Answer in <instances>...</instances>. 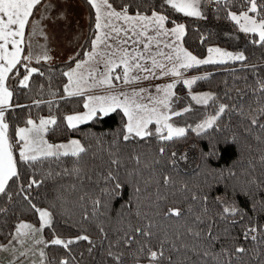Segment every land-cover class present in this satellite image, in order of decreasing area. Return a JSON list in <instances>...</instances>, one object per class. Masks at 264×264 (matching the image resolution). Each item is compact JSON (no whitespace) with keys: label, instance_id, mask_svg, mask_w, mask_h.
<instances>
[{"label":"trees","instance_id":"1","mask_svg":"<svg viewBox=\"0 0 264 264\" xmlns=\"http://www.w3.org/2000/svg\"><path fill=\"white\" fill-rule=\"evenodd\" d=\"M81 1L87 9L88 28L77 58L90 48V25L94 24V10L92 19H89V6L85 0ZM124 2L131 3L130 12L138 10L150 15L152 10H161V0ZM257 2L264 3V0ZM241 3L242 0H235L227 8L223 4L213 3L210 9L212 21L228 25L227 11L238 13L247 9L248 5L245 4L242 9ZM114 6L119 9L122 6L121 0H116ZM163 14L168 15L170 20L185 24L182 44L192 54L202 57L207 54L208 47L218 45L228 50H240L246 60L191 68L208 71L205 75L207 78L197 80L190 87L191 90H210L216 99L208 105L193 104L190 111L173 117L175 124L186 126L188 131L185 137L170 142L159 141L154 136L123 141L122 129L126 117L119 109L106 117L89 120L75 129H69L64 117L80 110L82 97L62 95L65 82L62 73L73 65L75 59L54 63L41 61L39 64L33 60L31 66L39 68L44 74H33L27 88L19 85V79L23 78L25 71L23 65L18 66L19 79H14L16 87L12 99L14 107L6 113L10 134L14 137L15 128L25 125L28 119L55 116L57 124L49 126L51 130L45 134L50 143L77 138L85 147L90 146V150L80 160L82 179L72 175H54L42 180L49 171L56 173L64 168H72L75 158L71 157L63 158L62 163L46 161L36 169L26 165L18 166L20 179L11 181L8 188L11 200L8 195L0 194V208L6 209V212L0 213V244L8 243L16 224L21 220L40 227L38 214L23 198L27 192L20 193L19 186L23 184L27 189L29 180H42L39 186L33 185L28 190L33 204L54 213L53 227H46L41 237L51 241L55 234L66 241L88 235L93 242L77 241L68 249L49 246L45 252L52 264H59L61 259L69 260L70 264H138L149 258L148 248L159 251L160 241L166 236L172 238L176 232H185L188 226L196 227L193 221L197 216L203 221L199 227L205 233L211 225L212 234L220 237L211 245L215 253H220L222 248L234 251L235 247L240 246L247 249L241 257L243 264H264V163H261L264 143L255 139L260 134L264 140V134L256 126L250 125L253 109L264 105V92H254L259 87L257 82L264 81V46L252 42L258 39L253 34L233 41L222 35L213 24L174 13L167 6ZM175 94L178 109L191 102L181 83L176 86ZM221 103L228 108L214 127L205 129L199 135L191 131L201 117L214 114ZM114 140L115 145L112 143ZM188 143L194 144L197 150L196 164L191 169L183 168L176 156L172 157L173 152L176 153ZM160 147L166 148L163 155L159 153ZM110 153L118 155L124 165L119 169V188L115 181L108 182L104 178L110 167L115 170V166L110 165V159L115 157L110 156ZM14 156L19 159L18 149L14 150ZM136 156L140 158L139 164L133 159ZM155 160L160 163L154 165ZM172 160H175L174 167ZM165 175L171 177L167 185L163 181ZM80 195L86 197L84 208L78 203ZM193 195L198 199L193 200ZM96 199L101 201L99 212L102 215L93 217L92 201ZM233 204L243 213V217L226 214V219H222L220 213L223 207ZM85 209L89 213L88 220L82 219ZM169 209H178L182 215L165 217ZM233 220L237 223L232 224ZM149 222L156 225L151 229L154 233L152 237L134 234L130 244L121 242L116 245L125 231L132 234L129 224L143 228ZM100 225H103L107 235L100 232ZM253 225L261 229L256 233L258 239L255 241L251 239L252 233L245 235V228ZM117 229L120 231L117 232ZM183 239L189 245L193 243L190 236ZM110 242L113 245L111 251L121 256L119 262L115 255H108ZM143 245L147 247L141 252ZM90 247L91 252L88 250ZM170 255L172 264H177L184 250L175 253L171 251L170 245H165L164 259H158L157 264H168ZM188 255L196 260L193 253L188 252ZM227 261V256L217 257L216 260L208 257L203 258L200 264H227ZM232 264H241V261L234 256Z\"/></svg>","mask_w":264,"mask_h":264},{"label":"snow or ice","instance_id":"2","mask_svg":"<svg viewBox=\"0 0 264 264\" xmlns=\"http://www.w3.org/2000/svg\"><path fill=\"white\" fill-rule=\"evenodd\" d=\"M67 2L68 0H57L56 4L52 2L44 3L39 18L32 19L34 10L43 3V0H0V194L8 195L9 200L12 198L11 193L8 191L10 182L14 179L17 181L20 179L19 165H26L29 168L36 169L38 165H43L46 161L62 163L63 158L71 157L75 158L72 168H64L61 172L56 173L49 171L42 180L52 178L54 175H72L78 179L83 178L80 160L90 150V146L85 147L76 139L69 140L67 143H50L45 138V134L51 130L49 126L57 124L55 116H50L47 119L41 117L39 124L32 119H28L26 126L15 128L14 137L10 134V124L6 120V113L14 107L12 99L16 87L14 79H19L18 66L23 65L24 67L25 75H23L22 79H19V85L25 88L29 87V81L33 74L41 76L44 74L39 68L31 66L33 60L37 64L42 60H51L46 44L36 42V37H44L45 41H47L42 21L52 19L48 13L57 4H67ZM85 3L90 9L89 19H92V10H94V24L90 25L89 34L90 50L83 51L84 58L82 60L77 58L79 54L76 57H69L70 60L75 59L76 63L75 67H70L62 73L67 78V83L63 86L66 96L80 95L89 88L115 87L114 79L120 81L123 78L125 84L141 79L147 80L150 76H155V69H160L161 75L180 77L182 74L181 70H188L201 65L223 64L228 60H246L243 52L226 51L219 47H208L207 56L203 59L198 58L180 43L185 36V24L170 20L168 15L163 14V10L167 6L172 12L182 13L186 17L204 18L202 8L206 3L223 4L227 8L233 5L235 0H161L159 4L161 10H152L151 15L138 10L130 12L132 5L124 2V0H121L122 6L119 9L114 6L116 0H85ZM245 4L248 5L246 10H241L238 13L231 10L227 11V18L235 22L239 31L245 34L258 35V39L252 42L264 46V3L258 4L257 0H242V9ZM250 13L254 15H250ZM55 19H66V12L60 11ZM166 23H171L173 26L168 28ZM164 41H167L164 46L170 48L171 52L165 53L159 50L154 53L151 45L155 43L159 46ZM25 50H27L26 54ZM157 56H160L162 60H158ZM145 60H150V66L143 63ZM163 61L171 63L172 66L167 67ZM86 65L87 68L85 69ZM101 65H103V70L100 68ZM119 66H123L122 77L113 75L114 70ZM14 73L16 74L15 77L13 76ZM205 78L207 77H192L191 79L183 80L182 83L190 88L197 80ZM176 83L177 81L174 80L166 85H157V93H163V95L147 97L149 103H143L142 101L145 97L141 95L147 89L138 91L134 89L131 92H111L105 95H89L87 96V102L84 104V108L87 111L67 115L64 120L67 121L69 129H75L85 121L106 117L119 109L127 118V122L122 129L123 141L127 142L134 137L146 139L153 136L163 142L179 140L185 137L188 129L176 127L172 121L173 117H178L182 114L172 110L173 97L175 95L172 89L175 88ZM257 83L259 87L254 89V92H264V81H258ZM50 94L55 95V93ZM215 99L209 93L191 95V100L195 101L197 105H208L210 101ZM15 107H21V105H15ZM227 108V105L219 104L218 110L214 115H207L195 128H191V131L199 135L205 129L214 127ZM190 110V107H186L183 112L186 113ZM253 112L254 115L250 116V125L256 126L259 132L264 134V122H262L264 121V105L253 109ZM153 122L156 125L154 132L149 130V125ZM255 139L264 143L260 134ZM112 143L115 145L116 141L114 140ZM15 149L19 150L18 160L14 156ZM165 151V147L159 148L161 155ZM110 156L115 157L110 159V165L115 166V170L110 167L104 178L108 182L115 181L116 187L119 188V169L124 165L118 155L110 153ZM175 156L176 153L173 152L172 157ZM184 158L181 156V159ZM133 159H135L137 164L140 163L138 156L133 157ZM159 163V160L153 161L154 165ZM261 163H264V155L261 156ZM172 166H175V160H172ZM170 179V176L165 175L163 177L164 184L167 185ZM42 180H29L27 189L23 184L19 186L20 193L27 192L23 198L28 201L31 209L38 214L40 227H34L33 224L23 221L16 224L8 243L0 244V251H12L14 259L10 261V264H15L17 259L15 257L17 249L13 246L14 242L22 246L29 245L26 251L19 253V256L27 257L28 253L31 252L33 255L31 264H52L45 252V249L49 246H63L68 249L70 245L77 241L93 243L88 235H80L74 239L69 238L66 241L55 234L51 241H46L41 237L40 234L46 227H53L54 213L47 208L37 207L33 204L30 199L31 193L28 190L33 185L39 186ZM72 188H75V184L72 185ZM85 199V195L78 197V203L81 208H84L83 201ZM192 199L196 200L198 197L193 195ZM92 205L91 216L102 215L99 212L100 207H102L101 201L99 199L93 200ZM53 207H55L54 204ZM204 211L207 212V209L205 208ZM4 212H6V209L0 208V213ZM226 214L243 217V213L234 204L223 207V211L220 213L221 218L226 219ZM181 215L182 213L178 209H169L165 213V217H179ZM82 219H89V213L86 209L83 212ZM201 223L203 221L197 216L195 221H193L196 227L188 226L185 232H176L172 238L166 236L160 241L159 251H153L148 248L150 264H157L158 259H164L165 245H170L171 251L175 253H180L184 250V255L177 264H200L203 258L211 257L216 260L217 257L222 258L224 256L228 257L227 264H232L234 256L240 259L241 264H243L241 257L242 254L247 252L246 248L237 246L234 251L222 248L220 253H215L211 245L220 237L212 234L211 225H209L205 233V230L199 227ZM231 223L236 224L237 221L233 220ZM155 226L153 222H149L143 228L133 227L129 224L128 227L132 230V234L125 231L124 236L116 241V245L118 246L121 242L130 244L134 239V234L150 238L154 235L151 229ZM99 230L107 235L103 225L99 226ZM260 230L253 225L245 228V235L249 232L252 233L251 239L255 241L258 239L256 233ZM119 231L117 229V232ZM185 236L192 237L193 243L191 245L184 241L183 238ZM29 242L31 243L29 244ZM112 246L110 242L108 255H115L116 261L119 262L121 256L111 251ZM146 247L147 245H143L140 251L143 252ZM88 250L91 252L92 248L90 247ZM188 252L193 253L196 256V260H193L192 256L188 255ZM37 253L38 259L35 258ZM20 264H24V261H20ZM59 264H70V262L67 259H61ZM168 264H172L171 255L168 257Z\"/></svg>","mask_w":264,"mask_h":264},{"label":"rangeland","instance_id":"3","mask_svg":"<svg viewBox=\"0 0 264 264\" xmlns=\"http://www.w3.org/2000/svg\"><path fill=\"white\" fill-rule=\"evenodd\" d=\"M47 1L48 0H43L44 3H47ZM212 4L213 3H206L205 6L202 8V13H203L204 18H197V17H195V18H197L200 21L213 24L214 27L222 35L230 38L233 41H237L241 37L248 35V34H245L241 31H239V28L235 24L234 21L229 20L228 25H224V24L218 23V22L214 23L212 21V17H211V13H210V9H211ZM41 9H40V11H41ZM62 10L66 12V19H55V17L58 16L60 11H62ZM86 11H87V9L81 0H68L67 4H57V6L55 8H53L48 13V15L50 17H52V19L42 21V26H44V30H45V33L47 35V41H45L44 37H39V42L41 44H46V47L49 49V55L51 56V60L48 62L54 63V62H59V61H66V60H69V57L77 56L78 52L82 48V45H83V42L85 39V35L87 32V28H88V26H87L88 15H87ZM39 14L34 16L35 19L39 18ZM250 15H254V14L250 13ZM172 26L173 25H171V26L166 25V27H168V28H171ZM150 32H151V30H150ZM256 36H258V35H256ZM36 42H38V37H36ZM166 42L167 41L162 42L159 46H157L155 43H153L151 45L152 51L154 53L159 51V50H162L165 53L171 52L170 48H167L164 46V44ZM180 43L182 44V40L180 41ZM182 46H183V44H182ZM210 47H219V46L218 45H211ZM141 48H142V46H141ZM219 48H221V47H219ZM221 49H224V48H221ZM88 50H90V48ZM224 50L232 51V52H238V51L241 52L240 50H228V49H224ZM206 56H207V54L202 56V57H199V56H197V57L200 59H203ZM83 58L84 57L82 55L78 59L82 60ZM157 59L162 60V58L160 56H157ZM42 61H44V60H42ZM228 61H233V60H228ZM163 62L166 64L167 67L172 66L171 63H169L167 61H163ZM75 63H76V60L71 67H75ZM143 63L150 66L151 62H150V60H145V61H143ZM86 68H87V65L85 66V69ZM100 68H101V70H103V65H101ZM67 70H65V71H67ZM154 71H155V76L154 77L150 76V78L147 80L141 79V80L135 81L133 83L125 84L123 82V78H121L120 81H116L114 79L113 83H114L115 87H112V88L97 87V88L86 89L85 92L81 93L80 95H75V96H81L82 97L80 110L73 111L72 113L66 114L65 116L72 115V114H75L78 112L82 113V112L87 111L84 108V104L87 102V96H89V95H105V94H108L111 92H131L134 89L137 91L140 89H147L146 92L141 93V95L145 97V99L142 102L143 103H149V100L147 99V97L157 96V95L162 96L163 95V93H157V90H156L157 85H161V86L166 85L168 83L173 82L174 80L177 81L176 86L179 83L184 85L182 83L183 80L191 79L192 77H197V76H205L208 73V71H206V70L188 69V70H181L182 71L181 76L176 77L173 75H161L160 69H155ZM122 74H123V66L117 67L113 73L114 76L120 75L121 77H122ZM65 83H67L66 77H65L64 84ZM176 86H175V88H176ZM184 86L187 90V93H188L190 100H191V95L204 94V93L212 94V92L210 90H207V89L206 90L205 89L204 90H191V88H189L188 86H186V85H184ZM175 88L172 89L174 94H175ZM62 95L66 96V94L64 93V90H63ZM175 95L173 97L172 110H175L178 112H183L184 108H186V107L191 108L193 104H196L195 101L191 100V102L187 106H185L184 108L178 109L176 106L177 102H175ZM214 114H211V115H214ZM41 117L47 119L50 116H41ZM41 117L34 118V119L32 118V120H34L35 123L39 124V119ZM205 117H201L200 120L193 126V128H195V126L197 124H199ZM126 122H127V118H126ZM24 126H26V124L19 126V127H24ZM174 126L186 128V126H184V125H178L175 123H174ZM155 127H156L155 122H153L152 124L149 125V130L154 132ZM72 139L78 140L77 138H70L68 140L58 141L55 144L67 143L69 140H72ZM181 156H183L185 158L181 159ZM196 159H197V150H196V147L194 144L188 143L176 151V160L185 169H191L196 164ZM21 221H23L25 223H29L25 220H21ZM34 227H36V226H34ZM30 243L31 242H29V244ZM13 246L17 249V252L15 253V257L17 258L15 261V264H20V261H22V260L24 261V264H31V261L33 259V255L31 252L28 253L27 257L19 256V253L21 251H26L28 249L29 245L26 244V245L22 246V245L14 242ZM37 247H42V246H37ZM4 252L5 251H0V255H3ZM6 252H7V254L10 255V258H12V260H13L14 256H13L12 251L9 250ZM35 258L38 259V253H37ZM8 264H10V262H8ZM138 264H150L149 258L147 260L138 262Z\"/></svg>","mask_w":264,"mask_h":264},{"label":"crops","instance_id":"4","mask_svg":"<svg viewBox=\"0 0 264 264\" xmlns=\"http://www.w3.org/2000/svg\"><path fill=\"white\" fill-rule=\"evenodd\" d=\"M47 2H52V3H54V4L57 3L56 0H48ZM43 4H44V2L41 3V5H39V6L34 10V16L40 13V9L43 7ZM34 16L32 17V19H35ZM38 43H40V42H39V36H38ZM40 44H41V43H40ZM25 53H27V50H26ZM10 261H12V258H10V255L7 254L6 251L3 253V255H0V264H8V262H10Z\"/></svg>","mask_w":264,"mask_h":264}]
</instances>
